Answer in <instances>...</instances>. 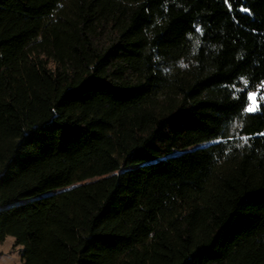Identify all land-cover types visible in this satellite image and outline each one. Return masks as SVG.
Listing matches in <instances>:
<instances>
[{
    "label": "trees",
    "instance_id": "obj_1",
    "mask_svg": "<svg viewBox=\"0 0 264 264\" xmlns=\"http://www.w3.org/2000/svg\"><path fill=\"white\" fill-rule=\"evenodd\" d=\"M262 85L264 0H0V242L264 264Z\"/></svg>",
    "mask_w": 264,
    "mask_h": 264
},
{
    "label": "rangeland",
    "instance_id": "obj_2",
    "mask_svg": "<svg viewBox=\"0 0 264 264\" xmlns=\"http://www.w3.org/2000/svg\"><path fill=\"white\" fill-rule=\"evenodd\" d=\"M249 93L254 95V101L249 100L248 107L250 104L255 103L257 106L258 91L251 90ZM20 246H13V238L10 236L6 238L5 241L0 242V264H21L20 260Z\"/></svg>",
    "mask_w": 264,
    "mask_h": 264
},
{
    "label": "snow or ice",
    "instance_id": "obj_3",
    "mask_svg": "<svg viewBox=\"0 0 264 264\" xmlns=\"http://www.w3.org/2000/svg\"><path fill=\"white\" fill-rule=\"evenodd\" d=\"M226 2H227V0H226ZM241 10L242 11H246V12L248 11V9H246V8L241 9ZM262 86H264V85H262ZM248 99L254 101V95L252 93H248ZM257 110H258V108L255 105V103L250 104L249 107L244 109V111H246V112H254V111H257ZM241 139L244 141V143H247L248 140H249V137H241Z\"/></svg>",
    "mask_w": 264,
    "mask_h": 264
}]
</instances>
